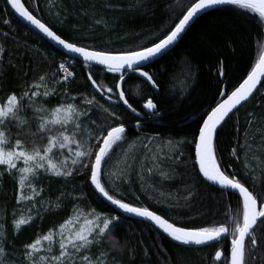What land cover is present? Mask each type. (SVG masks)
Returning a JSON list of instances; mask_svg holds the SVG:
<instances>
[{
    "label": "trees",
    "instance_id": "obj_1",
    "mask_svg": "<svg viewBox=\"0 0 264 264\" xmlns=\"http://www.w3.org/2000/svg\"><path fill=\"white\" fill-rule=\"evenodd\" d=\"M23 2L37 18L69 42L120 53L157 42L178 23L192 0ZM97 20L101 22L97 23ZM0 44L5 50L4 59L0 61V102L10 94L19 96L30 82H35L40 75H47L45 83L56 89L48 98H43L47 108L75 103L86 112L82 141L96 137L101 132V124L107 127L122 122L127 127V142L122 148L113 149L112 158L102 171V182L110 194L133 206L147 207L177 226L196 229L231 225L232 217L240 211L241 198L202 178L195 163L193 140L206 115L243 82L264 51V23L258 17L234 5L202 15L169 53L144 68L153 77L156 88L139 73H125L122 89L141 117L132 114L120 102L119 73L87 67L75 60L74 78L68 85L60 83L58 65L68 57L15 18L7 0H0ZM221 69L223 76L219 75ZM90 73L102 86L101 91L91 86ZM86 98L95 102L87 105L84 103ZM149 99L157 105L155 114L143 107ZM105 108L109 112H105ZM109 113L118 114L122 119L116 120ZM250 113L257 118L252 126L248 124ZM24 114L29 124L23 130L12 126L9 135L13 140L31 141L34 138L28 129L35 132L38 121L30 108ZM137 123L141 125L139 129L135 127ZM259 125H264V87H260L253 98L219 129L217 152L223 169L229 174L235 170L237 178L250 191L264 195V171L257 167L259 159L249 152V167L245 168V150L240 147L246 139L254 147L260 142ZM254 132L255 140L252 139ZM152 138H155L154 145H163L171 157L161 162L159 170L160 173L167 172L170 178L144 171V179H141L143 143ZM35 139L45 143L40 137ZM168 141L172 144L168 145ZM92 147L98 145L92 143ZM233 147L239 159L232 155ZM60 158L58 156L57 160ZM144 165L151 167V162L144 161ZM77 169L83 174L74 172L66 178L40 176L36 187L43 189L40 199L46 200L47 206L35 213L34 219L19 232L12 228L14 214L15 219L20 216L18 183L7 173L0 178V224L6 228L5 248L10 251L7 264H16L23 247L60 226L75 210L101 213L109 218L120 217L115 221L112 237L102 245L109 253L108 264H219L214 259L216 251L230 256V237L206 247L204 258L198 253L204 248L181 245L149 223L125 217L95 192L87 178V169H80L79 165ZM57 201L61 205L59 208L55 207ZM254 231L258 247L252 253L255 257L252 264H264V225L259 223ZM114 241L119 242V247H113ZM97 252V248L92 249L93 257Z\"/></svg>",
    "mask_w": 264,
    "mask_h": 264
},
{
    "label": "snow or ice",
    "instance_id": "obj_2",
    "mask_svg": "<svg viewBox=\"0 0 264 264\" xmlns=\"http://www.w3.org/2000/svg\"><path fill=\"white\" fill-rule=\"evenodd\" d=\"M7 3L19 14V17L45 37L62 46L67 52L82 57L88 64L102 65L109 73H119L118 79L121 82H123L126 72H139L141 77H145L148 82H151L153 88L157 87L156 82L148 72L141 70L143 64L164 54L177 43L196 18L209 10L234 5L258 17L259 21L264 23V0H192L186 13L182 15V18H179L178 23H175L170 32L157 42L148 47L113 53L103 49L89 50L61 38L50 26L37 18L32 11H29L22 0H7ZM96 22L100 23L101 21L97 20ZM4 23H8V21H4ZM4 51L3 45L0 44V61L4 59ZM59 70L65 73L64 81H68L70 77L74 76V73L67 71L64 64L59 65ZM218 71L219 75H224L222 69ZM262 78H264V52L261 53L259 62L247 74V78L243 80L242 84L210 110L206 119L201 122V127L193 140L195 162L199 165L198 171L202 178L224 190L234 191L242 198L240 211L232 217L230 226L221 224L196 229L177 226L174 221L170 222L147 207L133 206L110 194L102 182V171L112 158L113 149L122 148L127 142V127L122 122L113 123L107 127L101 124V132L96 137H89L86 142L82 141L85 123L83 117L86 112L81 111L75 103H65L51 109L47 108L43 103V98L56 91L55 88H49L45 83L47 75H40L35 82H30L26 90L19 96L10 94L6 101L0 104V166H5V170L0 171V178L6 171L18 183L19 200L34 201L43 191V189L37 190L36 187L40 176L51 175L66 178L73 176L74 172L83 174L82 171L78 172L77 165H79L80 169H87V178L90 180V184L103 198L124 213L148 221L151 226L162 231L172 241L185 246H204L213 242L219 243L224 238L230 237V256H225L223 251H216L215 261L219 264H252L254 259L252 253L258 247L254 229H256L258 221L260 225H264V195H257L250 191L241 179L237 178L235 170L229 174L226 169L222 168L217 152V133L229 115H235V111H238L244 102L249 101L258 85L264 87ZM88 80L98 92L102 90V86L97 84L91 73L88 75ZM119 86L118 84L117 87ZM107 91L111 92L112 89H107ZM118 97L132 113L137 117L140 116V113L125 99L123 90L118 93ZM94 102V99L87 98L84 101L87 105H92ZM143 107L153 114L157 112V105L151 99ZM29 108L38 121L35 132H32L31 128L28 129L29 134L34 138L31 141L20 138L13 140L9 135V130L12 126L23 130L25 125L29 124V120L24 114L25 110ZM104 111L109 112V109L105 108ZM109 114L114 115L116 120L122 119L118 114ZM249 117L248 124L252 126L256 123L257 118L251 113ZM135 127L139 129L140 123H137ZM257 131L261 139L255 147L247 139L240 147L245 150V168L249 167L247 154L252 152L259 159L257 167L264 171V125H259ZM245 135L247 136V129ZM35 137L44 139L45 143H38ZM255 137L256 132L253 133L252 139L255 140ZM154 140L155 138H152L143 143L144 151L141 155L144 160L141 161V179H144V171L157 172L166 179L170 178L167 172L160 173L159 170L161 162L171 157L163 145L156 147L153 143ZM92 143L98 147L93 148ZM171 144L172 142L168 141V145ZM232 155L239 159L235 147L232 149ZM58 156L62 159L57 160ZM124 156L127 159V153ZM144 161H150L151 167H145ZM127 166L131 167V165ZM25 188L31 190L27 196L24 195ZM60 206L57 201L55 207L59 208ZM32 219L34 218L21 216L17 220L14 214L13 223L16 231L19 232L21 226L29 224ZM119 219V216L109 218L99 214H84L82 216L81 210H75L73 218L66 219L58 230L49 231L25 246L24 256L27 264H108L109 253L103 249L102 245L112 237L115 221ZM5 240L4 228L0 224V264H7ZM113 247H119V242L114 241ZM93 248L98 249L95 257L91 254Z\"/></svg>",
    "mask_w": 264,
    "mask_h": 264
},
{
    "label": "water",
    "instance_id": "obj_3",
    "mask_svg": "<svg viewBox=\"0 0 264 264\" xmlns=\"http://www.w3.org/2000/svg\"><path fill=\"white\" fill-rule=\"evenodd\" d=\"M22 2H23V0H22ZM24 3V2H23ZM9 5V4H8ZM26 6V5H25ZM9 7H10V9H11V11H12V13L15 15V17L20 21V22H22L24 25H26L27 27H29L31 30H33V31H35L36 33H38L41 37H43L49 44H51L53 47H55L58 51H60L61 53H63V54H65L67 57H70V58H72V59H75V60H78V61H80V62H83V63H87L88 64V62H85L84 60H83V58L82 57H79L78 55H76V54H73V53H69V52H67V50L66 49H64L62 46H60V45H57L55 42H53V41H51L49 38H47V37H45L42 33H40L37 29H35L32 25H30V24H28V22L27 21H24L21 17H19V14L18 13H16L15 12V10L14 9H12L11 8V6L9 5ZM223 7V6H222ZM212 10H214V9H211V10H209V11H212ZM30 11V10H29ZM208 11V12H209ZM204 15V14H203ZM202 16V15H201ZM201 16H199L198 18H196L191 24H190V26H189V28L186 30V32L182 35V37L177 41V43L176 44H174L173 46H171L164 54H162L161 56H159V57H156V58H154L153 60H151V61H148V62H146V63H144L143 64V66H142V68H141V70L142 71H144V68H146V67H148L149 65H151L152 63H154L155 61H157V60H159V59H161L163 56H165L167 53H169L180 41H181V39L183 38V36L187 33V31L191 28V26L197 21V19H199ZM54 31V30H53ZM62 38V37H61ZM89 50H91V49H89ZM264 52V51H263ZM258 62H259V60H258ZM257 62V63H258ZM256 63V64H257ZM256 64H255V66H256ZM89 65H91V66H96V67H100V68H103V69H105L104 68V66H102V65H95L94 63L93 64H89ZM254 66V67H255ZM130 72V71H129ZM129 72H126V73H129ZM137 73H139V72H137ZM247 78V77H246ZM245 78V79H246ZM124 81H125V76H124V80H123V82H121V81H119V87H117V91H118V93L121 91V90H123L122 89V86H123V83H124ZM262 83H264V78H262ZM242 84V83H241ZM240 86V85H239ZM238 86V87H239ZM238 87H236V88H238ZM260 87L261 86H259L258 85V87H257V90H256V92H254L253 93V96L258 92V90L260 89ZM235 88V89H236ZM234 89V90H235ZM228 95H230V94H228ZM227 95V96H228ZM253 96L249 99V101L253 98ZM226 97V96H225ZM125 99H126V97H125ZM225 99V98H224ZM224 99H222L220 102H222ZM120 102L123 104V101L122 100H120ZM219 102V103H220ZM248 101H246V102H244L240 107H239V109L243 106V105H245L246 103H247ZM123 106L125 107V109H127L128 111H130L131 112V110L130 109H128L127 108V105H124L123 104ZM238 109V110H239ZM148 110V109H147ZM149 111V110H148ZM235 111V110H234ZM236 112V111H235ZM132 113V112H131ZM210 113V112H209ZM132 114H134V113H132ZM135 115V114H134ZM233 114H230L229 115V118H230V116H232ZM142 115L140 114V116L139 117H141ZM229 118H227L226 120H225V122L229 119ZM206 119V118H205ZM224 122V123H225ZM223 123V124H224ZM223 124L221 125V127L223 126ZM220 127V128H221ZM219 128V129H220ZM219 129H218V131H219ZM197 166H198V168H199V165H198V163H197ZM202 176V175H201ZM205 180V179H204ZM206 181V180H205ZM207 182V181H206ZM208 183H210L211 185H213V186H215V187H217V188H219V189H221V190H224V189H222L220 186H218V185H215V184H212L211 182H208ZM93 188H94V186H92ZM94 190H95V188H94ZM225 191H227V192H230V193H233V194H235V195H237L238 196V194L237 193H235L234 191H231V190H225ZM95 192L99 195V197H101L108 205H110L111 207H113L117 212H119L120 214H122V215H124L125 217H127V218H131V219H137V220H140V221H144V222H147V223H149L148 221H146V220H144V219H142V218H138V217H135V216H133V215H130V214H126V213H124L121 209H119V208H117L116 206H114V205H112L109 201H107L105 198H103L99 193H98V191L97 190H95ZM239 197V196H238ZM240 198V197H239ZM242 199V198H241ZM150 224V223H149ZM259 224V221H258V223H257V225ZM255 230V229H254ZM160 231V230H159ZM162 232V231H161ZM220 243V242H219ZM214 244H218L217 242H213L212 244H210V245H204V246H196V245H191L190 247H195V248H206V247H209V246H211V245H214Z\"/></svg>",
    "mask_w": 264,
    "mask_h": 264
},
{
    "label": "rangeland",
    "instance_id": "obj_4",
    "mask_svg": "<svg viewBox=\"0 0 264 264\" xmlns=\"http://www.w3.org/2000/svg\"><path fill=\"white\" fill-rule=\"evenodd\" d=\"M50 88V87H49ZM47 98V97H46ZM6 101V100H5ZM4 101V102H5ZM4 102H0V104H3ZM60 159H62V158H60ZM5 170V166H0V171H4ZM5 173H7L6 171H5ZM30 192H31V190L29 189V188H25V190H24V195L25 196H27L28 194H30ZM19 196H20V190H19V186H18V194H17V202H18V204H20V206L21 207H19V211H20V216L18 217V219L21 217V216H23V217H25V218H28V217H33L34 218V216H35V213H38L39 211H41V210H43V209H45L46 208V204H47V202H46V200H44V201H42L41 199H40V194L36 197V199L34 200V201H28V200H23V201H21V200H19ZM74 214V213H73ZM73 214L69 217V218H73ZM84 214H87V213H85V212H83V211H81V215L83 216ZM95 214H99V215H101L102 217H104V216H106V215H104V214H101V213H93L92 215H95ZM108 217V216H107ZM68 218V219H69ZM17 219V220H18ZM33 220V219H32ZM31 220V221H32ZM65 222V221H64ZM63 222V223H64ZM28 225V224H27ZM26 225H23V226H21V229L22 228H24ZM3 228H4V230H6V228L3 226ZM12 228H13V230L15 231V232H17L16 231V229H15V227H14V223H13V225H12ZM58 228H59V226L58 227H56V228H54V229H50L49 231H55V230H58ZM20 229V230H21ZM49 231H47L46 233H44V234H47ZM5 232V231H4ZM43 234V235H44ZM43 235H41V236H43ZM41 236H39L38 238H40ZM57 239H58V235H57ZM4 247H5V243H4ZM5 251H6V254L8 255L9 253H10V251H7V249L5 248ZM24 252H25V247H23L22 248V251H21V256L19 257V259L20 260H17L16 261V264H17V262H19V264H27V261H26V257L24 256ZM198 253L199 254H201V256H203V255H205L206 254V249L204 248V249H202L201 251H198ZM7 255H6V260L8 259V257H7ZM204 258H205V256H203Z\"/></svg>",
    "mask_w": 264,
    "mask_h": 264
},
{
    "label": "built area",
    "instance_id": "obj_5",
    "mask_svg": "<svg viewBox=\"0 0 264 264\" xmlns=\"http://www.w3.org/2000/svg\"><path fill=\"white\" fill-rule=\"evenodd\" d=\"M73 61L74 60L71 58H66V61L63 63L65 65L67 71L72 72V73H73V66H74ZM57 75H58V80L60 81V83H62L64 85H68L72 80V77H70L68 81H64L63 76L65 75V73L63 71L58 70Z\"/></svg>",
    "mask_w": 264,
    "mask_h": 264
},
{
    "label": "bare ground",
    "instance_id": "obj_6",
    "mask_svg": "<svg viewBox=\"0 0 264 264\" xmlns=\"http://www.w3.org/2000/svg\"><path fill=\"white\" fill-rule=\"evenodd\" d=\"M25 4V3H24ZM27 7V6H26ZM12 12V11H11ZM15 16V15H14ZM16 18V17H15ZM8 32V31H7ZM87 49H89V48H87ZM92 50V49H91ZM68 58H70V57H68ZM72 59V58H71ZM74 61H75V59H73ZM66 61V58L63 60V61H61L60 62V64H63L64 62ZM73 61V62H74ZM83 63V62H82ZM59 64V65H60ZM75 62H74V66H73V73H74V76H75V72H76V67H75ZM85 66H91V65H89V64H87V63H83ZM59 65H58V70H59ZM91 67H96V66H91ZM98 68H100V67H98ZM101 69H103V68H101ZM106 70V69H105ZM132 74V73H131ZM74 76L72 77V79L74 78ZM225 97V96H224ZM48 98V97H47ZM140 113V112H139ZM261 122V121H260ZM195 161H196V157H195ZM196 163V162H195ZM196 165H197V163H196ZM260 195V194H259ZM110 206V205H109ZM224 241V240H223ZM256 253V252H255ZM255 258V257H254Z\"/></svg>",
    "mask_w": 264,
    "mask_h": 264
},
{
    "label": "flooded vegetation",
    "instance_id": "obj_7",
    "mask_svg": "<svg viewBox=\"0 0 264 264\" xmlns=\"http://www.w3.org/2000/svg\"><path fill=\"white\" fill-rule=\"evenodd\" d=\"M258 226V225H257Z\"/></svg>",
    "mask_w": 264,
    "mask_h": 264
}]
</instances>
